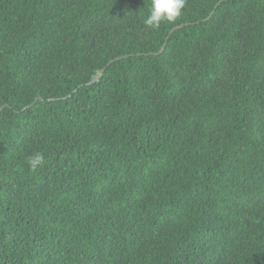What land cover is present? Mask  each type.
Here are the masks:
<instances>
[{"label": "trees", "instance_id": "trees-1", "mask_svg": "<svg viewBox=\"0 0 264 264\" xmlns=\"http://www.w3.org/2000/svg\"><path fill=\"white\" fill-rule=\"evenodd\" d=\"M149 5L0 0V264H264V0Z\"/></svg>", "mask_w": 264, "mask_h": 264}, {"label": "clouds", "instance_id": "clouds-1", "mask_svg": "<svg viewBox=\"0 0 264 264\" xmlns=\"http://www.w3.org/2000/svg\"><path fill=\"white\" fill-rule=\"evenodd\" d=\"M187 0H150L149 11L143 24L158 30L164 23H175L182 16ZM44 163L43 154L36 152L28 158V164L35 170Z\"/></svg>", "mask_w": 264, "mask_h": 264}, {"label": "water", "instance_id": "water-1", "mask_svg": "<svg viewBox=\"0 0 264 264\" xmlns=\"http://www.w3.org/2000/svg\"><path fill=\"white\" fill-rule=\"evenodd\" d=\"M213 14H214V12H213L208 18H206L204 21H208V20L213 16ZM195 24H196V23H195ZM184 26H185V25L177 26V27L173 28V29L170 31L169 36H168L166 42L164 43L162 49L160 50V52H159L158 54H162V53H163L164 49H165L166 46H167V41H168V39L170 38V36H171V35H172L177 29H180V28H182V27H184ZM122 58H124V57H119V58H117L116 60H120V59H122ZM116 60H112V61H110V62L108 63V65H107V67H109L111 64H113ZM107 67H105V68L99 70L98 73H97V75L93 78L92 82H95V81H97L100 77H102V75H103V73L105 72V70L107 69ZM41 99H42L41 97L35 99V101H34L33 104H31V105L25 107L23 110H27V109L31 108L34 104H36V103H37L39 100H41ZM6 107H8V105H4V106L0 107V113H1Z\"/></svg>", "mask_w": 264, "mask_h": 264}]
</instances>
